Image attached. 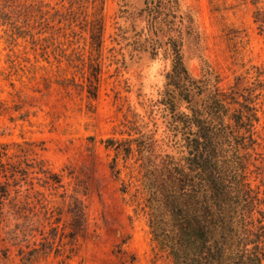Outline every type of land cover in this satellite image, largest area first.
<instances>
[{
    "label": "rangeland",
    "instance_id": "1",
    "mask_svg": "<svg viewBox=\"0 0 264 264\" xmlns=\"http://www.w3.org/2000/svg\"><path fill=\"white\" fill-rule=\"evenodd\" d=\"M150 1L0 0V264H182L148 186L182 155L162 103L169 38L244 116L247 264H264V0H154V20Z\"/></svg>",
    "mask_w": 264,
    "mask_h": 264
},
{
    "label": "trees",
    "instance_id": "2",
    "mask_svg": "<svg viewBox=\"0 0 264 264\" xmlns=\"http://www.w3.org/2000/svg\"><path fill=\"white\" fill-rule=\"evenodd\" d=\"M157 2L147 3L153 20ZM164 55L172 69L162 103L182 155L166 156L150 172L155 222L165 233L172 226L174 235H165L182 264H247L257 249L248 246L254 243L251 212L259 200L249 182L244 116L240 109L231 110L236 102L228 94L189 75L177 40L169 38ZM182 105L185 112L179 111ZM194 245L198 255L191 254Z\"/></svg>",
    "mask_w": 264,
    "mask_h": 264
}]
</instances>
